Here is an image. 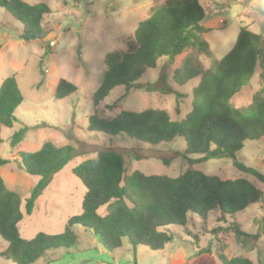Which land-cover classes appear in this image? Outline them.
Masks as SVG:
<instances>
[{"label": "trees", "instance_id": "trees-1", "mask_svg": "<svg viewBox=\"0 0 264 264\" xmlns=\"http://www.w3.org/2000/svg\"><path fill=\"white\" fill-rule=\"evenodd\" d=\"M0 8L22 24V41L44 40L43 21L53 15L49 6L0 0ZM204 21L205 10L200 0H167L153 7L147 19L138 25L128 50L113 51L105 56L102 80L92 96L94 112L89 117L88 129L113 138L126 136L151 146L182 138L187 145L183 158L189 165L233 159L239 171L264 184V174L236 160L245 142L264 138L262 34L241 28L230 52L220 60H213L207 71H202L193 54L187 55L182 66L174 72V82L184 86L200 79V83L194 91L192 111L181 122L173 120L164 110L122 111L110 119L101 117L98 112V107L115 88L123 86L128 91L139 87L142 77L148 70L155 69L161 59L172 67L176 59L189 50L209 54L204 39L209 30ZM258 67L262 71L260 90L248 106L236 107L234 97L249 83ZM143 89L157 91L153 85ZM76 91L74 84L60 80L54 98L66 99ZM161 91L171 93L166 85ZM23 100L16 77L6 78L0 86V145L3 143L2 129L13 127L16 110ZM22 135L23 132H18L13 136V147L21 142ZM14 157L22 173L40 178L26 199L23 212L22 197L7 187L1 175V169L9 160L0 157V237L8 244L0 256L15 264H35L51 251H69L77 247L76 226L90 231L110 254L122 249L125 240L134 252L138 247L159 252L174 243V234L169 228L185 229L191 215L207 220L211 212H219L218 222L226 223L228 218H235L251 206L264 204L263 191L245 178L222 180L191 169L177 178L148 176L139 171L128 175L123 153L101 150L94 158L72 169L86 190L81 213L67 220L61 234L38 233L26 240L21 236L20 223L25 215L33 214L53 176L75 159L76 150L71 145L58 147L46 142L35 152H18ZM227 231L235 234L238 240L247 236L237 223L231 230L223 229L229 238ZM228 241L223 244V251ZM210 253V248H205L198 255ZM219 261L222 264H256L247 257L228 258L224 253L219 254Z\"/></svg>", "mask_w": 264, "mask_h": 264}, {"label": "rangeland", "instance_id": "rangeland-1", "mask_svg": "<svg viewBox=\"0 0 264 264\" xmlns=\"http://www.w3.org/2000/svg\"><path fill=\"white\" fill-rule=\"evenodd\" d=\"M21 1L49 6L53 15L44 19L43 28L46 37L56 33L48 40L22 41V24L0 8V85L6 78L15 76L24 99L16 110L13 127L1 131L0 157L9 160L1 169V175L7 187L22 197L23 212L25 201L40 178L22 173L15 154L35 152L46 142L58 147L71 145L76 150L75 159L53 176L33 214L24 216L19 225L24 239L31 240L38 233L61 234L67 220L81 213L86 190L72 169L94 158L101 150L123 153L128 175L139 171L148 176L177 178L191 169L222 180L245 178L264 193V184L239 171L233 159L189 165L183 158L187 145L182 138L151 146L126 136L113 138L89 131L88 120L94 112L92 96L102 80L105 56L113 51L126 52L138 25L147 19L153 7L167 0ZM200 2L205 10L204 26L209 30L204 35L209 54L189 50L179 56L172 67L161 59L155 69L148 70L142 77L139 87L128 91L123 86L115 88L98 107L101 117L110 119L122 111L154 109L167 111L175 121L185 120L192 111L194 91L200 83V79L184 86L174 82V72L187 55L193 54L202 71H207L213 60H220L230 52L241 28L264 35V0ZM261 72L258 67L253 78L234 97L236 107L252 102L262 86ZM60 80L74 84L77 91L66 99L56 100L54 93ZM147 85L155 86L157 91L147 92L143 89ZM165 85L171 93L161 91ZM18 132H23L22 140L13 147L12 138ZM236 160L264 174V138L245 142ZM219 216V212H211L207 220H203L191 215L185 229L171 226L169 231L174 234V243L159 252L146 247H138L134 252L125 240L122 249L110 254L90 231L76 226L77 247L51 251L35 264H222L221 253L228 258L243 256L256 264H264V204L251 206L235 218H228L226 223H219ZM236 223L247 236L238 240L227 231L230 235L227 238L223 229L231 230ZM227 241L223 251L222 246ZM7 247L0 237V253ZM205 248H210L211 253L198 255ZM0 264L15 263L0 256Z\"/></svg>", "mask_w": 264, "mask_h": 264}, {"label": "water", "instance_id": "water-1", "mask_svg": "<svg viewBox=\"0 0 264 264\" xmlns=\"http://www.w3.org/2000/svg\"><path fill=\"white\" fill-rule=\"evenodd\" d=\"M56 33H51L49 34L44 40H48V39H51L52 38V35H55Z\"/></svg>", "mask_w": 264, "mask_h": 264}, {"label": "crops", "instance_id": "crops-1", "mask_svg": "<svg viewBox=\"0 0 264 264\" xmlns=\"http://www.w3.org/2000/svg\"><path fill=\"white\" fill-rule=\"evenodd\" d=\"M233 48V47H232ZM1 86V85H0Z\"/></svg>", "mask_w": 264, "mask_h": 264}]
</instances>
